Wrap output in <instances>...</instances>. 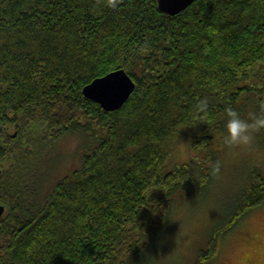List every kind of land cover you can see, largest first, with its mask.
I'll return each instance as SVG.
<instances>
[{"label": "trees", "instance_id": "trees-1", "mask_svg": "<svg viewBox=\"0 0 264 264\" xmlns=\"http://www.w3.org/2000/svg\"><path fill=\"white\" fill-rule=\"evenodd\" d=\"M117 70L136 88L108 112L83 89ZM228 107L264 110V0H197L174 16L158 0H0V264H141L168 225L152 210L220 168ZM183 130L194 158L173 166ZM78 134L81 165L51 181L55 149ZM233 200L192 264L264 205L261 168Z\"/></svg>", "mask_w": 264, "mask_h": 264}, {"label": "rangeland", "instance_id": "rangeland-1", "mask_svg": "<svg viewBox=\"0 0 264 264\" xmlns=\"http://www.w3.org/2000/svg\"><path fill=\"white\" fill-rule=\"evenodd\" d=\"M183 133L171 142L167 162L173 166L188 163L194 158L188 131L183 130ZM89 143L82 135H72L55 149L57 158L49 163L51 181L77 169ZM258 143L255 138L250 146H224L219 172L204 183L207 185L205 188L195 186L189 196L175 205L174 209H180L177 217L180 221L168 222L160 243L153 244L150 255L141 264L152 262L157 250L158 256L160 253L159 264H192L196 261L199 252L205 250L211 234L228 216V209L234 205L233 198L245 186L251 168L259 167L264 173V150ZM262 246L264 205L249 213L219 241L218 249L209 264H240L250 255H259Z\"/></svg>", "mask_w": 264, "mask_h": 264}, {"label": "water", "instance_id": "water-1", "mask_svg": "<svg viewBox=\"0 0 264 264\" xmlns=\"http://www.w3.org/2000/svg\"><path fill=\"white\" fill-rule=\"evenodd\" d=\"M197 0H158L162 12L174 16ZM136 84L125 70L113 71L104 77L97 78L83 89L86 98L99 104L105 111L119 110L130 98ZM4 206H0V217L4 213Z\"/></svg>", "mask_w": 264, "mask_h": 264}, {"label": "clouds", "instance_id": "clouds-1", "mask_svg": "<svg viewBox=\"0 0 264 264\" xmlns=\"http://www.w3.org/2000/svg\"><path fill=\"white\" fill-rule=\"evenodd\" d=\"M104 2L107 7L113 9L118 6V0H104ZM199 107L203 110L207 107V102L202 101ZM261 131H264V110L259 112L253 111L248 113L247 116H244L235 108L228 107L226 109L224 127L221 132V139L225 144L250 146L253 144L256 134ZM219 170V163H217L214 172H219ZM165 192L168 193L167 191ZM172 203L168 208H163V206L155 207V210H152L153 215L163 211L166 222L180 221L177 218L180 209H174ZM254 259L259 261L262 257L257 255Z\"/></svg>", "mask_w": 264, "mask_h": 264}, {"label": "snow or ice", "instance_id": "snow-or-ice-1", "mask_svg": "<svg viewBox=\"0 0 264 264\" xmlns=\"http://www.w3.org/2000/svg\"><path fill=\"white\" fill-rule=\"evenodd\" d=\"M259 255L262 257L259 261L255 260L253 256H249L247 259L240 262V264H264V246L259 250Z\"/></svg>", "mask_w": 264, "mask_h": 264}, {"label": "bare ground", "instance_id": "bare-ground-1", "mask_svg": "<svg viewBox=\"0 0 264 264\" xmlns=\"http://www.w3.org/2000/svg\"><path fill=\"white\" fill-rule=\"evenodd\" d=\"M16 137V136H15Z\"/></svg>", "mask_w": 264, "mask_h": 264}]
</instances>
